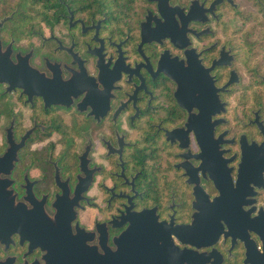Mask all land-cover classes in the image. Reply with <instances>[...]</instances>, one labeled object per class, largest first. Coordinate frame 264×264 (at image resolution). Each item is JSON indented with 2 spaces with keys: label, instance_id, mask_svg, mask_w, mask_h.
<instances>
[{
  "label": "flooded vegetation",
  "instance_id": "1",
  "mask_svg": "<svg viewBox=\"0 0 264 264\" xmlns=\"http://www.w3.org/2000/svg\"><path fill=\"white\" fill-rule=\"evenodd\" d=\"M253 2L0 0V264H264Z\"/></svg>",
  "mask_w": 264,
  "mask_h": 264
},
{
  "label": "trees",
  "instance_id": "2",
  "mask_svg": "<svg viewBox=\"0 0 264 264\" xmlns=\"http://www.w3.org/2000/svg\"><path fill=\"white\" fill-rule=\"evenodd\" d=\"M262 1H263V6L262 5H259V6L257 5V7H256L258 11H256L257 14H256V17H255V23H256L255 26H257V24H258V27H262V25L264 26V0H262ZM244 9H242L241 12H239V13L243 14L242 15L243 17H247L248 18L251 15L250 13H252V11L245 12ZM255 26H254V28L252 30V32L254 33L253 37L254 38H258V40H259V44L258 45L264 47V33L257 32L256 29H255Z\"/></svg>",
  "mask_w": 264,
  "mask_h": 264
},
{
  "label": "rangeland",
  "instance_id": "3",
  "mask_svg": "<svg viewBox=\"0 0 264 264\" xmlns=\"http://www.w3.org/2000/svg\"><path fill=\"white\" fill-rule=\"evenodd\" d=\"M252 1H254V0H252ZM261 2H262V6H263V1L261 0ZM246 3H247V0H245V4L244 5H247ZM253 3H255L254 8H253V6L252 7H249L248 6V7H246L244 9L245 12L252 11V13H250L251 15L248 18L247 17H243L244 18L243 29H248V30H251V31L253 30L254 26L256 25V23H255V17H256V14H257L256 11H258L257 8H256L257 5H258V2H253ZM249 4H252V3L249 2ZM241 16H242V14H241ZM236 26H238V24H236ZM257 27H258V24H257V26H255V29H256L257 32L264 33V26L263 25H262V27H258V28ZM259 47L262 50L264 49L263 46H259ZM262 53H264V51H262Z\"/></svg>",
  "mask_w": 264,
  "mask_h": 264
},
{
  "label": "water",
  "instance_id": "4",
  "mask_svg": "<svg viewBox=\"0 0 264 264\" xmlns=\"http://www.w3.org/2000/svg\"><path fill=\"white\" fill-rule=\"evenodd\" d=\"M218 1H221V0H218Z\"/></svg>",
  "mask_w": 264,
  "mask_h": 264
},
{
  "label": "bare ground",
  "instance_id": "5",
  "mask_svg": "<svg viewBox=\"0 0 264 264\" xmlns=\"http://www.w3.org/2000/svg\"><path fill=\"white\" fill-rule=\"evenodd\" d=\"M247 126V125H246Z\"/></svg>",
  "mask_w": 264,
  "mask_h": 264
}]
</instances>
